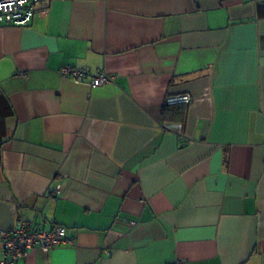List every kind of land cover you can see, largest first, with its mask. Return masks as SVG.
Wrapping results in <instances>:
<instances>
[{
  "label": "crops",
  "instance_id": "0c3cea01",
  "mask_svg": "<svg viewBox=\"0 0 264 264\" xmlns=\"http://www.w3.org/2000/svg\"><path fill=\"white\" fill-rule=\"evenodd\" d=\"M48 3L0 25V230L71 243L17 264H264V0Z\"/></svg>",
  "mask_w": 264,
  "mask_h": 264
},
{
  "label": "built area",
  "instance_id": "2783aa9c",
  "mask_svg": "<svg viewBox=\"0 0 264 264\" xmlns=\"http://www.w3.org/2000/svg\"><path fill=\"white\" fill-rule=\"evenodd\" d=\"M49 0H0V25L23 27L31 24L35 13L41 8L46 10ZM60 75L70 77L76 83H86L90 87H97L111 82V77L105 73L91 75L84 70H79L65 64L60 70ZM24 77L25 73L20 72ZM189 94L169 95L165 98V104H189ZM59 186L53 192V199L59 194ZM0 242L3 249V257L0 264H17L23 259L29 250L39 248L48 250L52 247L71 243L65 228L56 225L53 228L34 229L27 222L19 218L14 228L0 230ZM181 264V263H179Z\"/></svg>",
  "mask_w": 264,
  "mask_h": 264
},
{
  "label": "trees",
  "instance_id": "16d2710c",
  "mask_svg": "<svg viewBox=\"0 0 264 264\" xmlns=\"http://www.w3.org/2000/svg\"><path fill=\"white\" fill-rule=\"evenodd\" d=\"M182 105H185V104H174V105L165 104L164 110H163V114H165L166 110L168 111V110H170L171 108H174V107L180 108Z\"/></svg>",
  "mask_w": 264,
  "mask_h": 264
}]
</instances>
